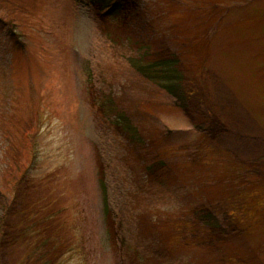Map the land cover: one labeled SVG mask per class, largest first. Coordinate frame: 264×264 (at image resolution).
Returning <instances> with one entry per match:
<instances>
[{"label": "rangeland", "instance_id": "374dc122", "mask_svg": "<svg viewBox=\"0 0 264 264\" xmlns=\"http://www.w3.org/2000/svg\"><path fill=\"white\" fill-rule=\"evenodd\" d=\"M118 14L0 0V264L41 245L44 264H264V0H121ZM173 54L186 110L130 65ZM201 209L234 210L233 233L213 243L177 219Z\"/></svg>", "mask_w": 264, "mask_h": 264}, {"label": "trees", "instance_id": "16d2710c", "mask_svg": "<svg viewBox=\"0 0 264 264\" xmlns=\"http://www.w3.org/2000/svg\"><path fill=\"white\" fill-rule=\"evenodd\" d=\"M90 4L97 8L100 13H105L108 15L109 20H115L119 16V9L121 0H87ZM6 23V22H5ZM10 33L13 36L18 37L17 45L20 47L22 46L20 42V34L17 33L13 28L12 25L10 27ZM131 66L133 67L134 71L141 76L144 80L153 83L158 88L164 91L166 95H168L171 104L180 110L189 109V99L186 93L185 88L182 85L183 74L181 70L178 68V58L175 54L171 55L168 58H158L157 60L153 61H140L132 60ZM101 100L102 102H98ZM95 103H98L100 107L103 108L104 116L107 117V121L111 124L117 126L118 130L125 133L127 136L130 144L133 146H138L137 144L141 142V136L139 133V125L137 123L132 122V117H130L127 112H124L122 107H119L118 111L115 112V104L109 97H106L103 91L100 92V95L96 98ZM204 107V106H202ZM205 108V107H204ZM206 112V110H204ZM116 114V116H113ZM113 117V118H112ZM197 131L201 130V127H194ZM37 130L34 129L33 135L37 136ZM170 134V131L168 132ZM35 144V142H34ZM33 156L31 155V158ZM162 164L161 162H158ZM34 164V158H33ZM149 169V168H147ZM25 173V172H24ZM24 175V174H23ZM22 175V176H23ZM3 198L2 193L0 191V209H3V205L1 203V199ZM262 204V203H261ZM264 206V204H262ZM231 208V207H230ZM237 209V208H235ZM240 209V206H239ZM259 208H254L250 215L248 216L251 221V224L256 225L258 223L257 219L259 216L256 217V213ZM234 213V210H227L214 213L209 209H201L197 211H193L191 216H180L183 221L194 222V227L201 228L203 231L209 233L212 236H216L218 239H214L213 243L216 241L223 240L224 237H227L229 234L233 233V229L230 230V226L226 224V221L231 214ZM243 216V215H242ZM1 237H4L1 234V227H0V240ZM159 239V238H158ZM41 246H36L32 250L28 251L23 258H21L18 264H44L45 255L43 253V248ZM236 256L233 255V258ZM231 259V258H229ZM236 260V259H235ZM52 264H58V259L54 261ZM229 264V263H228Z\"/></svg>", "mask_w": 264, "mask_h": 264}]
</instances>
